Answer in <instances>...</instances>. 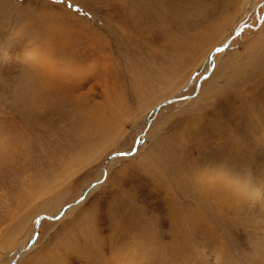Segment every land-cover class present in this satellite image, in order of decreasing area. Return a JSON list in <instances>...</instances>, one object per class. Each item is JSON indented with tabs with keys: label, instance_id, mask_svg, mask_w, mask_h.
<instances>
[{
	"label": "rangeland",
	"instance_id": "1",
	"mask_svg": "<svg viewBox=\"0 0 264 264\" xmlns=\"http://www.w3.org/2000/svg\"><path fill=\"white\" fill-rule=\"evenodd\" d=\"M164 1L0 0V264H264V0Z\"/></svg>",
	"mask_w": 264,
	"mask_h": 264
},
{
	"label": "bare ground",
	"instance_id": "2",
	"mask_svg": "<svg viewBox=\"0 0 264 264\" xmlns=\"http://www.w3.org/2000/svg\"><path fill=\"white\" fill-rule=\"evenodd\" d=\"M127 8L131 9V12H130V16L133 18V20L135 21V19H142L147 21L145 24H147L146 26H150V25H153L154 23H157V22H162L164 20L165 17H168L169 16V5L164 1V0H127V5H126ZM132 7V8H131ZM171 14V13H170ZM148 19H149V22H148ZM165 21V20H164ZM163 58V57H162ZM168 58V57H167ZM160 59V58H159ZM158 59V60H159ZM172 59V58H171ZM161 60V59H160ZM164 60V59H163ZM162 60V61H163ZM166 60V59H165ZM178 60V59H177ZM173 61V60H172ZM165 62V61H164ZM163 62V63H164ZM167 62V61H166ZM169 62V61H168ZM170 63V62H169ZM178 63V62H177ZM176 63V64H177ZM171 64V63H170ZM168 64V65H170ZM159 65V64H158ZM178 65H180V63H178ZM177 65V66H178ZM182 65V64H181ZM180 65V66H181ZM162 66H165V65H162ZM161 66V67H162ZM167 66V65H166ZM174 66V64H173ZM179 66V67H180ZM160 67V66H159ZM160 67V68H161ZM158 68V67H156ZM163 68V67H162ZM174 68V67H173ZM176 68V67H175ZM167 69V68H166ZM177 69V68H176ZM73 70V69H72ZM71 70V71H72ZM165 70V69H164ZM168 70V69H167ZM166 70V71H167ZM170 70V69H169ZM70 71V70H69ZM134 71V70H133ZM154 71V70H153ZM160 71V70H159ZM172 71V70H171ZM73 72V71H72ZM152 72V71H151ZM163 72V70H162ZM161 71L158 73H162ZM168 72V71H167ZM68 73L65 72V74ZM137 73V72H136ZM135 73V74H136ZM142 73V72H141ZM60 74V73H59ZM149 74V73H148ZM156 74V73H155ZM68 75V74H67ZM69 75H72V74H69ZM140 75V74H139ZM143 75V74H142ZM164 75V74H163ZM66 76V75H65ZM74 76V75H73ZM146 76V75H144ZM159 76V75H158ZM61 77V76H60ZM138 77V75H137ZM257 77V76H256ZM64 78V77H63ZM141 78V77H140ZM143 78V77H142ZM147 78H151L150 76H148ZM146 78V79H147ZM49 80V78H48ZM65 80V79H64ZM44 81V79H43ZM54 81V80H53ZM51 83V80L49 81ZM48 82V83H49ZM55 82V81H54ZM52 82L53 86L57 87L58 84L60 83H55ZM148 82V81H147ZM47 83V82H46ZM68 83V82H67ZM145 83V82H144ZM57 84V85H56ZM63 85V84H62ZM44 87V85H43ZM49 88V85L48 87ZM39 89V87H38ZM37 90V89H36ZM52 90V89H51ZM61 90V89H60ZM34 91V90H32ZM32 91H29L28 93L24 92L23 95L20 96V99H22V101L25 103V106L26 108L25 109V112L24 115L27 116V114L30 116L31 114H34L35 112L33 111L36 107H39V106H42L43 108V111L45 112L43 114V116L41 117H37V115L32 118L33 119V122L35 123H39V125L41 127H45L47 124H48V120L50 121V119L54 116V115H59L60 113V108H61V104L62 101L60 99L57 98V94L59 93L58 90L56 91H53L52 93H47V91L49 92V90H47L44 94L40 93V94H36ZM43 92V91H41ZM38 93V91H37ZM18 97V96H17ZM59 97V96H58ZM70 97V96H69ZM62 99V98H61ZM249 99V98H248ZM67 100V99H66ZM20 101V100H19ZM21 102V101H20ZM23 106V105H22ZM35 107V108H34ZM70 107V106H69ZM37 109V108H36ZM60 109V110H59ZM40 111V110H39ZM240 119V118H239ZM27 120V119H26ZM105 127V126H104ZM97 129V128H96ZM253 130V129H252ZM257 130V129H256ZM97 131V130H96ZM1 134V133H0ZM8 133L4 134V135H7ZM237 136V135H236ZM235 136V138H236ZM234 138V139H235ZM238 138V137H237ZM234 139L232 140L234 142ZM258 139V138H257ZM10 141H12L10 135L8 134L6 139L4 138V136H2V138L0 137V163H5V162H8V159L11 158V156L14 154V149L15 148H9V145H10ZM237 141V140H236ZM235 141V142H236ZM72 143V140L71 142ZM69 143V145H70ZM86 143V142H84ZM82 143V144H84ZM236 144V143H235ZM233 144V145H235ZM76 145V144H75ZM73 146V145H72ZM176 147V146H175ZM234 147V146H233ZM81 148H84V146L81 145ZM242 148V147H241ZM244 148V147H243ZM258 148V147H257ZM7 149H10L9 151H7ZM9 153H12V155H10ZM74 156V155H73ZM59 158V157H57ZM170 158V157H169ZM56 160H59V159H56ZM170 160V159H169ZM172 161H173V158H172ZM174 162V161H173ZM169 163V162H168ZM211 165V164H210ZM169 166V165H168ZM176 166V165H175ZM215 170V169H214ZM258 170V169H257ZM260 170V168H259ZM255 171V170H254ZM218 172V171H217ZM225 173V172H223ZM165 174V173H164ZM200 174V175H199ZM197 174V181L195 183V185L198 187V192H201V193H204V192H209L208 194H210L209 196H214V181L210 178L209 181H206V178L208 175H205L204 173H199ZM204 174V175H203ZM227 174V173H226ZM256 174V173H255ZM214 175V174H213ZM206 176V177H205ZM211 176V175H210ZM238 177V176H237ZM264 178V177H263ZM196 179V178H195ZM203 179V180H201ZM241 179V178H240ZM240 179H235L232 177L230 178V185L232 186L231 190L233 191V195L235 196H239L240 193L243 194L244 190L242 191L241 189H243V187H245L244 183L245 182H249V181H245L243 182V180L241 181ZM190 180V179H189ZM224 180H227L224 178ZM255 180V179H254ZM261 180V179H260ZM195 181V180H194ZM221 181V180H220ZM185 182V181H184ZM261 183V182H260ZM227 184V183H226ZM258 186H260L259 184H257ZM264 185V184H262ZM227 186V185H226ZM236 186V187H235ZM191 187V185L189 186ZM214 187V188H213ZM213 188V189H212ZM225 188V187H224ZM212 189V190H211ZM216 192V191H215ZM240 192V193H239ZM184 193V192H183ZM246 193V192H245ZM206 195V193H204ZM208 197V196H207ZM261 200H264V194H262V196L260 197ZM206 199V198H204ZM202 200V199H201ZM213 200V199H212ZM211 200V201H212ZM172 201V200H171ZM209 201V200H208ZM210 202V201H209ZM257 202V201H256ZM263 203V202H261ZM195 213H197L195 211ZM180 214V213H179ZM198 214H200L198 212ZM202 216V215H201ZM42 218V217H40ZM40 218L37 219L36 221V226L38 225L39 221H40ZM200 219V218H198ZM256 246V245H255ZM139 247V246H138ZM257 247V246H256ZM152 254V253H151ZM157 254V253H156ZM156 255L154 254V257ZM153 257V259H154ZM156 259V258H155ZM158 259V258H157ZM157 259H156V262H157ZM138 262V261H137ZM136 262V263H137Z\"/></svg>",
	"mask_w": 264,
	"mask_h": 264
},
{
	"label": "water",
	"instance_id": "3",
	"mask_svg": "<svg viewBox=\"0 0 264 264\" xmlns=\"http://www.w3.org/2000/svg\"><path fill=\"white\" fill-rule=\"evenodd\" d=\"M225 47H226V45H225V46L218 47V48H216L214 51H216L217 49H224ZM214 51H213L212 53H214ZM169 102H170V101L167 100V101L161 103L160 105H158L155 109H158L160 106H162V105H164V104H167V103H169ZM86 192H87V191H85L83 195H85ZM80 199H82V198H80ZM62 211H63V210H62ZM59 216H60V214H58L57 216H54V217H50V216H45V217L48 218V219H55V218H57V217H59Z\"/></svg>",
	"mask_w": 264,
	"mask_h": 264
},
{
	"label": "clouds",
	"instance_id": "4",
	"mask_svg": "<svg viewBox=\"0 0 264 264\" xmlns=\"http://www.w3.org/2000/svg\"><path fill=\"white\" fill-rule=\"evenodd\" d=\"M32 55L33 53L27 52V51L22 53V56L24 57V59H31Z\"/></svg>",
	"mask_w": 264,
	"mask_h": 264
},
{
	"label": "snow or ice",
	"instance_id": "5",
	"mask_svg": "<svg viewBox=\"0 0 264 264\" xmlns=\"http://www.w3.org/2000/svg\"><path fill=\"white\" fill-rule=\"evenodd\" d=\"M76 10L78 11V9H76ZM119 155H121V156H122V155H124V153H119Z\"/></svg>",
	"mask_w": 264,
	"mask_h": 264
}]
</instances>
